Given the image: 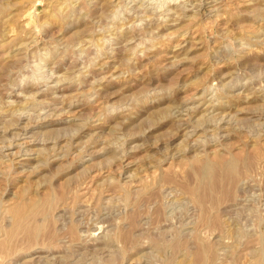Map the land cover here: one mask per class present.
I'll return each instance as SVG.
<instances>
[{
	"label": "rangeland",
	"instance_id": "1",
	"mask_svg": "<svg viewBox=\"0 0 264 264\" xmlns=\"http://www.w3.org/2000/svg\"><path fill=\"white\" fill-rule=\"evenodd\" d=\"M0 264H264V0H0Z\"/></svg>",
	"mask_w": 264,
	"mask_h": 264
},
{
	"label": "bare ground",
	"instance_id": "2",
	"mask_svg": "<svg viewBox=\"0 0 264 264\" xmlns=\"http://www.w3.org/2000/svg\"><path fill=\"white\" fill-rule=\"evenodd\" d=\"M227 163H228V162H227ZM223 164H224V163H223ZM234 164H236V163H234ZM225 165H226V164H225ZM225 165H224V166H225ZM230 166H231V165H230ZM234 167H235V166H234ZM234 167H233V168H234ZM200 168H201V167L199 166V169H200ZM197 169H198V168H197ZM231 170H233V169H231ZM197 171H198V170H197ZM200 172H201V169H200ZM200 172H198V173H200ZM206 174H207V173H206ZM207 175H208V174H207ZM199 176H200V175H199ZM213 177H215V176H213ZM220 177H221V175H220ZM200 179H201V178H200ZM217 179H218V178H217ZM220 179H221V178H220ZM220 179L217 180L218 183H219V181H220V183H221V180H222V179H221V180H220ZM213 184H216V183L213 182ZM208 186H209V185H208ZM216 186H217V185H216ZM37 207H38V206H37ZM35 209H36L35 204H31V205H28V206H27V208H26V212H31V211H34ZM20 211H21V210H20ZM23 212H25V211H23ZM17 213H18V212H17ZM20 213H21L22 215H19V216L22 217V216H23V213H22V212H20ZM20 213H19V214H20ZM17 216H18V215H17Z\"/></svg>",
	"mask_w": 264,
	"mask_h": 264
}]
</instances>
